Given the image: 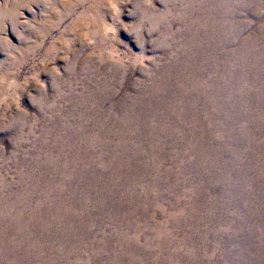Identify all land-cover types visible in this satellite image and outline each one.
I'll return each mask as SVG.
<instances>
[{
  "label": "bare ground",
  "instance_id": "6f19581e",
  "mask_svg": "<svg viewBox=\"0 0 264 264\" xmlns=\"http://www.w3.org/2000/svg\"><path fill=\"white\" fill-rule=\"evenodd\" d=\"M106 6V0H93L85 10L95 14ZM182 6L185 10L176 8L169 22L180 24L177 50L154 85L146 84L143 72L140 82L131 81L130 92L117 99L121 80L128 76L115 64L91 88L78 131L68 127L77 138L68 146L60 144L62 163L48 156L56 147L48 155L35 149L33 169L50 165L52 178L32 174L31 180L44 182L39 191L25 189L15 200H0V264H98L104 254L101 264H121L127 257L128 264H143L133 253L142 240L170 251L163 264L184 259L197 264L198 258L212 264L216 249L207 237L190 245L191 251L183 252L184 246L195 240L192 232L201 226L193 220L208 219L206 236L224 237L220 226L231 208L242 216L229 217L228 224L242 222V234L243 224L248 225L244 239L251 244L255 235L264 241V0H188ZM80 19L95 36L109 31L86 16ZM254 21L258 27L248 34ZM92 114H97L94 119L87 118ZM104 123L114 126L107 129ZM68 149L75 154L68 155ZM170 159L174 166L165 169L162 162ZM162 180L169 184L165 195L171 211L163 203L152 204ZM218 187L215 200L208 199ZM65 192L67 202H62ZM102 216L113 227L108 238L94 235L103 228ZM228 258L227 264H254L243 249L234 257L237 261Z\"/></svg>",
  "mask_w": 264,
  "mask_h": 264
},
{
  "label": "rangeland",
  "instance_id": "374dc122",
  "mask_svg": "<svg viewBox=\"0 0 264 264\" xmlns=\"http://www.w3.org/2000/svg\"><path fill=\"white\" fill-rule=\"evenodd\" d=\"M92 1L0 0V200H15L25 189L26 193L28 190L39 191L44 182L31 180L32 174L52 178L50 165L33 169L35 149L37 153L42 149V154L48 155L49 148L56 147L57 150L48 156L52 162L62 163L60 144L68 146L77 138L73 133L78 131L79 120L85 117L83 114L87 108L86 103L90 101L89 96H92L94 91L93 87L104 75H110L115 64H121L120 74L126 73L128 76L126 81L121 80L123 85L119 89V99L130 92L128 88L131 81L140 82L143 72L148 74L146 84L154 85L155 79L161 76V69L175 55L180 24L173 23L169 26V22L171 16L177 15L176 8L182 7V10H185L182 4L185 5L188 0H117L118 4H115V0H106L107 6L101 9V13L87 14L88 3ZM186 14L195 18L198 16L196 13ZM84 16L88 22H100L102 29L107 26L109 31L106 30L105 34L101 31L100 35L95 36L91 29L80 23V17ZM155 16L158 20L153 22ZM239 20L245 21V18ZM251 23L248 34H253L258 27L257 22ZM185 54V50H181L179 59H183ZM87 77L88 81L90 80L89 86ZM112 77L115 79L117 75ZM110 107L108 102L104 105V110L108 112ZM97 114L88 115L87 118L94 119ZM111 124L103 125H108L107 129H110L114 126ZM68 127L73 129V133ZM84 128L88 131L87 127H83V130ZM188 130L189 128L187 132ZM104 134L105 132L102 135ZM59 139L68 142H58ZM114 141L118 142V139L115 138ZM67 154L73 156L75 150L68 149ZM174 163L171 159L162 162L165 169L172 168ZM159 181L153 192L155 197L152 204L163 203V206L171 211L166 202L169 200L168 195H165L169 184L163 180ZM80 186L83 188V182ZM220 189L218 187L215 191L212 190L210 195H207L208 199L215 200ZM66 193L61 199L62 202H67ZM228 201L229 199L224 200ZM35 203L31 202L30 206L34 207ZM172 210L175 211L174 208ZM226 212L227 217L220 226L226 230V234L220 239L213 235L206 236V228L211 227L208 219H201V223L192 219L193 225L201 226L198 231L192 232L195 240L189 241L183 252L191 251L190 245L198 241L204 242L207 237V242L216 249L215 261L212 264H227L228 255L233 256V263L237 261L234 257H237L242 249L250 261L260 264L264 258V241L257 235L252 236V244L248 239H244V231H248V225L243 224L242 234L238 231L242 222L228 224L231 216L241 217L242 212L236 208ZM185 214V218L189 216L188 212ZM202 215L199 211L200 218ZM101 218L103 228L97 230L94 235L104 234L103 237L106 238L113 227H110L107 217ZM151 218L150 215L149 230L153 226ZM156 220L163 221L160 216H156ZM185 222L182 219V223ZM251 224L254 225L255 220H251ZM105 229L107 232H104ZM180 237H175V241L179 242ZM218 241H222L223 246L218 247ZM241 242L244 244L240 245ZM146 243L145 240L140 241L133 250L139 263L163 264V261L169 260L168 249L160 251L156 248L157 244L150 241L147 243L150 250L146 252L143 250ZM106 258L107 255L104 254L97 260L98 264L104 263ZM126 259L122 260L121 264H128V257ZM198 260L197 264H207L205 259ZM189 261L184 259L180 264H188Z\"/></svg>",
  "mask_w": 264,
  "mask_h": 264
}]
</instances>
